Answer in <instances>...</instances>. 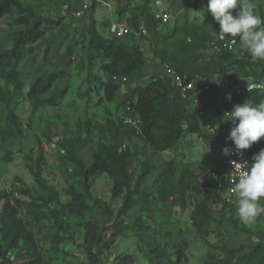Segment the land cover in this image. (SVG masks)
Wrapping results in <instances>:
<instances>
[{"label":"rangeland","instance_id":"rangeland-1","mask_svg":"<svg viewBox=\"0 0 264 264\" xmlns=\"http://www.w3.org/2000/svg\"><path fill=\"white\" fill-rule=\"evenodd\" d=\"M15 1L23 6H30L38 16L59 22L48 30L45 40L59 34L62 31L61 25L72 26L81 17V26L84 25V7L89 6L93 0ZM151 1L150 9L154 16H168L166 30H171L174 26L180 30L159 50L173 51L180 47L178 41L188 42L191 39L189 36L195 34L197 44L201 47L198 49L201 50L200 54H213L210 43L220 41L217 34L220 30L218 23L204 27L201 10L188 8L180 0H175V7L171 9L168 8L169 3L166 0ZM197 1L202 5L203 0ZM106 2L97 8L94 18L97 32L104 38H110L112 36L108 32V25L117 20V6L114 0ZM132 2L141 5L144 0ZM253 3L256 5L257 14L264 17V0H253ZM15 17L17 12L13 11L0 22L1 51L9 50L12 34L22 30V27L12 25ZM81 26H77L78 30L73 34L65 35L61 47H52L53 51L48 55H44V40L31 46V52L29 46L24 47L20 66L22 87L19 91L0 80V194L5 193L12 198L34 204L37 210L46 213L52 208H59L58 203L47 201L49 196L57 199L59 203H66L69 201L66 195L68 187L77 186V178L65 157L67 148H61V140H75L77 135L85 139L86 146L79 153V157L89 165L97 143H107L112 137L114 128L110 122L122 120V104L131 88L120 83L114 100L108 102L105 99L103 92L97 88L102 82L108 81L100 69L103 63L93 61L88 65L84 40L82 43L78 40ZM228 37L230 36L225 39L237 41L231 52L241 58L247 51L240 47L239 38ZM135 42L140 45L148 60L146 78L138 82L143 85L150 76L162 74L163 65L162 60L155 57L152 44L147 38L140 37ZM65 52H70L75 59L70 61L71 56L65 57ZM253 72L250 67L244 73H235L231 69L230 72L214 76L211 80L197 81L198 92L202 93L203 98H197L196 91L193 106L197 109L205 108L199 113L202 121L201 132H204L207 124L214 121L213 113L217 105L214 94L206 91L205 84L230 82L236 84V88H251L254 84L257 85ZM53 73H63L57 84L59 89H67L64 100L55 107L32 108L26 96L30 86L39 76ZM261 83L264 86V77ZM259 86L256 88H260ZM88 88L91 89L89 99L80 97ZM9 114L15 117L17 125H9ZM11 126L17 127L19 132L12 130V134L9 133ZM4 130L7 133L1 134ZM136 146L140 155L131 171L133 178H136L141 169L139 161L149 164L150 177L142 186L146 194H152L148 202L135 203L130 213L120 219L116 217V213L121 207V200H110L109 178L104 175L98 177L90 188L93 198L108 203L113 210L112 217L95 212L84 217L85 221H91L99 227L108 249H92L88 252L83 241L84 231L78 226L79 219L72 212L55 232L53 221L34 224L29 213L19 211L27 228L40 241L43 257L49 264H123L125 261L130 262L128 264H206L209 263L208 257L221 254L222 248L246 252L259 241L258 236L264 231V214L252 223L242 222L237 214L236 196L227 201L226 194L218 193L214 188L212 172L220 169L227 160L217 141L208 144L197 134H186L172 149L162 153H153L148 148L142 149L140 143ZM39 156H42L40 167L43 188L36 183L34 176L35 161ZM171 161H174L177 173L172 182V195L164 199L156 195L152 179ZM19 189L27 194H18ZM203 200L207 202L209 217L198 230L192 225L191 215L196 203ZM222 201L232 203L231 220L228 222L223 218ZM3 203L4 201L0 202V209ZM55 236L61 237L62 241L56 244L57 250L52 251ZM5 250L6 246L0 239V252ZM152 250L160 253L153 256ZM161 253L163 259L160 258ZM97 255L100 257H93ZM26 261L27 257L20 253L19 247L8 250L4 258L0 255V264H21Z\"/></svg>","mask_w":264,"mask_h":264},{"label":"trees","instance_id":"trees-1","mask_svg":"<svg viewBox=\"0 0 264 264\" xmlns=\"http://www.w3.org/2000/svg\"><path fill=\"white\" fill-rule=\"evenodd\" d=\"M106 1L108 0H93L89 6H86L84 25L81 26L83 22L81 17L72 26L61 25L62 31L60 30L59 34L44 40L48 30L52 26L58 25V21L38 16L30 6H23L15 0H0V22L14 11L17 12V17L13 18L11 23L13 26L22 27V30L12 34L11 48L3 51L0 49V80L6 85L12 86L17 91L22 87L20 66L25 46H29L31 52V46L44 40L46 44L44 55H48L53 51L52 47H61L65 35L73 34L81 26L78 40L81 43L84 40L88 65L93 61L103 63L100 69L108 81L102 82L97 88L103 92L105 99L108 102L114 100L120 83L131 86L129 93L125 95L124 105L122 104L124 106L122 120L110 122L114 128L112 137L107 143L102 141L97 143L91 154L89 165H86L79 157V153L86 146L85 139L77 135L75 140H61V148H67L65 157L77 178V186H69L66 191L68 202L59 203L57 199L49 196L47 201L58 203L59 208H52L46 213L37 210V206L34 204L12 198L5 193L0 194V202L4 201L0 209V239L6 246V250L3 253L0 252L2 258L5 257L8 250L19 247L20 253L27 257V261L21 264H49L48 260L43 257L40 241L27 228L19 211L29 213L34 224H40L46 220L53 221L55 232L61 228L65 218L72 212L71 214L79 219L78 226L84 231L83 241L88 252H91L92 249H108L107 242H103L104 238L99 227L91 221L84 220L85 215L93 212L101 213L107 217L113 216V210L108 203L91 196L90 188L94 180L102 175L109 178L111 181L110 200H121V207L116 213V217L122 219L130 213L135 203L148 202V198L152 195L146 194L142 190L143 183L150 177L149 164L139 161L141 169L136 178H133L132 175L131 168L134 163L138 162L140 155L136 144H142V149L148 148L153 153H162L172 149L184 135L197 134L208 144L215 140L221 145L227 122L226 112H230L236 104H242L245 101L255 104L264 100V86L260 85L262 84L261 79L264 77V60H254L247 52L241 58L234 56L231 51L212 52V55L204 56L200 54L201 50H198L201 47L197 44L195 34L189 36L191 39L188 42L187 40L178 41L180 47L173 51L159 50L180 30L177 26L166 30L167 21L162 22L161 17L151 13V0H144L141 5H135L132 0H114L117 6L116 22L125 23L129 33L122 37H116L112 36L108 29L112 37L104 38L97 32L94 13L98 7L106 4ZM166 2L169 3L168 8L175 7V0H166ZM180 2L193 10H201L204 27L218 23L207 9L208 0H203L202 5L197 0H194L193 4H189L188 0H180ZM235 11L233 10V15H235ZM142 24L147 32V36L144 38H147L152 44L153 53L155 57L162 60V65L166 64L179 75L184 76L187 81L193 82L194 89L190 95L194 94L195 96L196 91L198 92L197 81L199 79L211 80L214 76L230 72L231 69L235 73H244L248 67L254 70L253 74L257 78L255 83L260 85V88H249L251 91H248V88H236L237 85L230 82L219 85L205 84L206 91L214 94V100L217 101L213 113L214 121L210 123L212 127H215V133H217L211 136L205 131L201 132L202 121L199 118V113L205 108H195L194 101L183 97L172 86L171 80L164 72L150 76L143 85L138 84L139 81L146 78L145 72L149 67L144 52L135 42L143 37L137 35ZM69 54L70 52H65L64 55L70 57L71 54ZM74 59L71 56L70 61ZM62 75L63 73H53L41 75L35 79L26 94L32 108L55 107L62 103L67 91L66 88L59 89L57 84ZM113 77L117 78L119 82H113ZM123 78L125 82H121ZM90 91V88L86 89L80 94V97L89 99ZM196 97L202 99L203 95L198 92ZM7 118L9 125H17L13 115L9 114ZM183 126L186 128L183 129ZM9 129V133L12 130L15 133L19 132L17 127L11 126ZM1 132V134H5L7 130ZM261 149H264V137L246 150L251 154L259 152ZM40 161H42V156H39L35 161L34 176L36 183L43 188ZM223 166H225V162L220 166V169L212 172L211 177L214 180L215 189L217 185L224 184L221 172ZM176 171V165L174 161H171L152 179V186L155 188L157 196L166 199L172 195L171 187ZM17 191L18 194H27L21 189ZM222 204L224 207L223 218L228 222L231 220L230 206L232 203L222 201ZM208 217L207 202L204 200L197 202L191 215L192 225L199 230ZM258 239L259 241L246 252L222 248L221 254L209 256V263L206 264H264V231L260 232ZM55 240L52 251L57 250L56 244L61 243L62 238L55 236ZM151 252H153V256L160 253L156 250ZM93 257L99 258L100 256ZM160 258H164L162 253ZM128 263L130 262L125 261L123 264Z\"/></svg>","mask_w":264,"mask_h":264},{"label":"clouds","instance_id":"clouds-1","mask_svg":"<svg viewBox=\"0 0 264 264\" xmlns=\"http://www.w3.org/2000/svg\"><path fill=\"white\" fill-rule=\"evenodd\" d=\"M207 9L220 25L218 39L238 37L240 47L252 59L264 60V17L257 14L253 0H208ZM233 10H236L235 15ZM232 43L236 44L237 41L233 39ZM258 86L254 84L252 87ZM248 91L251 89L248 88ZM226 113V120L234 125L226 137V143L232 141L237 153L264 137V100L255 104L248 101L236 104ZM222 151L225 156L232 154V148L228 146ZM230 163L234 169L241 166L236 160ZM232 190L237 198V214L242 222L252 223L264 214V203H261L264 200V149L255 154L254 161L246 171L240 172Z\"/></svg>","mask_w":264,"mask_h":264},{"label":"built area","instance_id":"built-area-1","mask_svg":"<svg viewBox=\"0 0 264 264\" xmlns=\"http://www.w3.org/2000/svg\"><path fill=\"white\" fill-rule=\"evenodd\" d=\"M189 4H193L194 0H188ZM86 8V6L84 7ZM159 17V16H157ZM162 18V22H166L168 20V16L164 15ZM109 32L112 36L122 37L129 33V29L125 23H118L113 22L109 25ZM138 36H147V32L142 25L139 27ZM235 49V44L232 43V39H224L220 41H213L211 42V50L213 53H220L222 51H233ZM164 74L171 80V84L174 88H176L183 97L189 98L191 101H194L195 98L194 94L190 95V92L193 91L194 85L193 82L187 81L184 76L179 75L174 69L167 66L166 64L163 65ZM113 82H119V80L115 77L112 78ZM121 82H125V79H121ZM250 88V87H249ZM256 88V87H251ZM227 114L225 115V119H227ZM234 125L231 121L225 123V130L223 138L221 139V149L225 146L232 148V154L226 156L227 160L225 161V166L222 167L221 172L223 173V180L224 184H219L216 187V191L224 192L227 197V201H229L232 196H234L233 186L236 182H238L239 174L242 171H246L247 168L251 166V163L254 161V156L258 152H254L249 154L247 150H241L239 153L236 152L235 146L232 141L228 140L226 143V137L229 136L230 130ZM186 126H183L185 129ZM205 133L213 136L215 134V127H212L210 124H207L204 128ZM231 160H236L238 163H241L239 169H234L233 165L230 163Z\"/></svg>","mask_w":264,"mask_h":264}]
</instances>
